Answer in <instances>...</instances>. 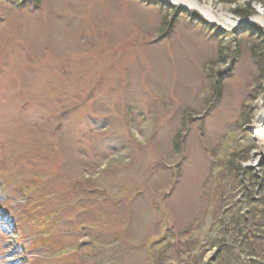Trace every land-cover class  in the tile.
<instances>
[{
    "label": "rangeland",
    "instance_id": "rangeland-1",
    "mask_svg": "<svg viewBox=\"0 0 264 264\" xmlns=\"http://www.w3.org/2000/svg\"><path fill=\"white\" fill-rule=\"evenodd\" d=\"M199 1L228 23L167 0H0V264H138L166 226L203 229L223 150L261 178L264 0Z\"/></svg>",
    "mask_w": 264,
    "mask_h": 264
},
{
    "label": "trees",
    "instance_id": "trees-1",
    "mask_svg": "<svg viewBox=\"0 0 264 264\" xmlns=\"http://www.w3.org/2000/svg\"><path fill=\"white\" fill-rule=\"evenodd\" d=\"M235 12L242 20L256 13L251 9ZM196 15L204 24L215 27ZM251 28L247 33L257 31L255 33L259 36L258 41L249 43L253 45L258 62L259 87L264 89V31L255 26ZM215 86L217 92L221 93V82ZM250 120L245 119L243 123ZM179 138V135L176 136L174 148L178 147ZM248 154L249 151L227 148L221 154L220 164L213 165V171L220 170L219 173H212L213 187L217 188L216 205L211 210L206 206L201 217L203 229L199 227L197 231L191 230L175 237L174 234L171 236L170 227L166 226L161 237L157 234L159 238L155 235L147 238L146 260L138 264H264V166L261 178L251 170H245L242 163ZM43 225H39V228H43ZM41 230L45 234L46 229ZM195 231L199 233L197 237L194 236ZM44 245L48 244L45 242ZM54 251L52 258L61 256L60 247H55ZM210 251H214V255L207 262L206 254ZM116 262L117 259L111 264Z\"/></svg>",
    "mask_w": 264,
    "mask_h": 264
},
{
    "label": "bare ground",
    "instance_id": "bare-ground-1",
    "mask_svg": "<svg viewBox=\"0 0 264 264\" xmlns=\"http://www.w3.org/2000/svg\"><path fill=\"white\" fill-rule=\"evenodd\" d=\"M167 1L174 3V4H177V5H180V6H195L196 8H199L202 11H204L212 22H218V23L224 22V24L228 23L222 14L217 13L212 8L211 4H207V5L204 4L203 5L199 0H167ZM261 13L263 14L262 17H264V11H262ZM225 21H226V23H225ZM259 119L261 120V116L259 117ZM254 129L257 133L258 139L260 141L264 142V130L261 128V123L254 126Z\"/></svg>",
    "mask_w": 264,
    "mask_h": 264
},
{
    "label": "water",
    "instance_id": "water-1",
    "mask_svg": "<svg viewBox=\"0 0 264 264\" xmlns=\"http://www.w3.org/2000/svg\"><path fill=\"white\" fill-rule=\"evenodd\" d=\"M249 21H243V23L245 24H249L250 22V19H248ZM249 22V23H248ZM263 160H264V154H262V157H261V160L259 161V163H256L255 165L252 166V168H255V169H258L259 166H261L263 164ZM258 177H260V175L258 174L257 175Z\"/></svg>",
    "mask_w": 264,
    "mask_h": 264
}]
</instances>
